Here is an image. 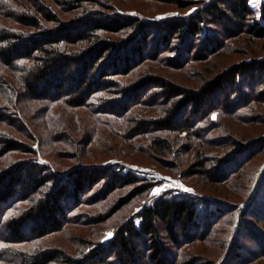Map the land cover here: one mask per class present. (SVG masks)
<instances>
[{
	"label": "trees",
	"instance_id": "obj_1",
	"mask_svg": "<svg viewBox=\"0 0 264 264\" xmlns=\"http://www.w3.org/2000/svg\"><path fill=\"white\" fill-rule=\"evenodd\" d=\"M52 1L66 13L80 12L74 19L62 21L51 5L41 2L25 7L21 0H0V122L16 126L19 117L24 129L26 116L20 105L25 99L49 106L62 101L74 108L100 112L119 109L113 114L121 118L135 105H147L151 92L161 89L158 98L167 104V110L151 125L155 129L176 128L200 142L198 148L197 144H181L187 151H196L195 168H189L190 174H204L230 184L258 153L264 152V136L247 143L235 140L239 146L226 150L223 156L203 149L206 144L217 143L211 136L219 125L210 118L215 112L220 121L230 119L220 126L226 137L224 143L227 139L234 142L229 131L233 124L264 125V56H248L221 68L198 88L154 74H136L128 84L117 78L133 74L148 59L159 61L162 53L177 55L168 60L183 69L190 59L202 62L232 54L230 50H237L238 42L245 37L264 40V0L259 10L252 0H213L189 16L154 22L104 14L92 8L103 5L96 0ZM162 1L180 9L191 4L187 0ZM5 19L10 25L4 23ZM104 33L119 37H105ZM4 67L20 73L16 82L9 84L4 78ZM229 88L233 92H228ZM105 94L116 97L107 98ZM10 106L17 108L15 115L7 113ZM188 113L193 115L185 119ZM138 129L140 133L144 130ZM157 137L153 139L155 144L173 150L172 142ZM14 151L37 153L33 145L27 146L0 130V157ZM141 181L112 165L80 166L61 175L35 158L20 160L0 174V264H176L180 255L174 253L175 261L170 263L171 248L179 250L208 239L212 226L235 210L233 204L222 206L218 200L167 191L126 221L105 246L97 244L86 253L71 256L59 248L31 244L61 231L66 224L80 223L82 215H72V210L86 201L84 196L91 191L97 190L92 201H104L121 185L138 186L128 200L151 188V184H139ZM25 200L30 205L20 214L10 212L13 203ZM122 204L124 201L91 221L104 222ZM86 221L91 223L90 218ZM257 235L264 241V234Z\"/></svg>",
	"mask_w": 264,
	"mask_h": 264
},
{
	"label": "rangeland",
	"instance_id": "obj_2",
	"mask_svg": "<svg viewBox=\"0 0 264 264\" xmlns=\"http://www.w3.org/2000/svg\"><path fill=\"white\" fill-rule=\"evenodd\" d=\"M21 1L24 2L25 7H33L41 2L51 5L57 13L59 12L62 21L74 19L80 12L66 13L58 9L52 0ZM96 1L103 5L90 4L89 8L92 6L104 14H121L125 17H136L141 21L154 22L189 16L213 0H187L191 4L186 9H180L162 0ZM261 1L252 0L253 7L259 10ZM5 20L4 23L10 25V21ZM104 36L114 39L119 37L108 33H104ZM246 38L243 42H238L237 50L233 48L230 50L232 54L216 55L202 62L190 59L185 68L178 69L170 63L171 60H168V58H176L177 55L162 53L158 57L159 61L148 59L133 74L117 78L121 83L128 84L136 79V74L140 76L154 74L188 88H198L221 68L246 60L248 56H264V40ZM194 51L198 52L197 49ZM3 69V74L6 76L4 78L9 84L17 81L19 72L5 67ZM160 91L161 89L153 90L150 94L152 98H149L147 105H135L121 118L120 115L113 114L116 111L120 112L119 109L100 112L86 107L74 108L62 101L49 106L47 103L25 99L20 105L25 110L24 129L21 128L23 122L19 117L17 121L15 120L16 126L0 122V130L7 132L11 138L15 137L26 143L27 146L33 145L37 152L35 155L22 151L5 154L0 157V174L14 167L20 160L35 158L42 164L50 165L52 170L61 175H66L71 169L80 166L112 165L124 173L130 172V175L142 178L144 181L139 184H151L148 191L128 200L131 192L138 186L121 185L104 201H92L97 190L91 191L84 196L83 200L86 201L72 210V215H82L80 223L66 224L61 231L33 240L31 244L39 245L41 248H59L68 255L79 256L90 251L97 244L103 246L109 244L126 221L137 217L142 208L153 203L165 192L171 191L189 196L192 194L191 196L195 198L206 197L212 201L218 200L219 205L222 206L228 205L227 203L233 204L235 210L212 226L208 239L186 244L179 250L171 248L173 256L170 263L175 261L174 253L177 252L180 257L178 261L176 259V264H264V241L257 235L264 234V152L258 153L241 174L232 178L230 184L220 183L215 178L208 179L204 174H190L189 168L194 163L196 151L193 148L187 151L181 147V144L192 147L197 144L198 148L200 142L176 128L155 129L153 127L155 125H151L154 120L163 118L161 116L165 115L167 110V104L162 98H158ZM228 92L233 91L229 88ZM104 96L116 97L113 94ZM9 108L11 111L7 113L15 115L17 108L14 106ZM192 115L188 113L185 119ZM210 118L218 122L216 126L219 124L211 134L217 143L214 146L204 145L203 149L206 152H218V155L223 156L226 150H235L239 146L235 140H244L243 143H247L249 140L253 141L264 136V125L244 127L231 122L233 126L229 131L233 135L231 138L234 142L227 139L224 143L226 137L220 126L227 124L230 119L222 118L220 121L218 112L212 114ZM145 120L147 121L144 122ZM138 128L144 129L143 132L140 133ZM153 135L154 138H158L157 136L167 138L173 143V150L170 152L155 144ZM233 143L236 145L234 146ZM228 144L232 147L225 146ZM156 189L160 191L157 195H153ZM256 191L257 195H255ZM121 201H124V204L120 209L104 222L91 221L113 210ZM12 205L10 212L18 215L30 205V201H18ZM211 205L215 206V203L212 202ZM88 218L91 223L86 221ZM136 222L139 224L140 219L136 218ZM106 234L111 235L106 236Z\"/></svg>",
	"mask_w": 264,
	"mask_h": 264
},
{
	"label": "snow or ice",
	"instance_id": "obj_3",
	"mask_svg": "<svg viewBox=\"0 0 264 264\" xmlns=\"http://www.w3.org/2000/svg\"><path fill=\"white\" fill-rule=\"evenodd\" d=\"M213 118H215V117H213ZM159 191H160V189L154 190L153 195H157L159 193ZM186 191H187V189H186ZM110 235L111 234H106V236H110Z\"/></svg>",
	"mask_w": 264,
	"mask_h": 264
}]
</instances>
